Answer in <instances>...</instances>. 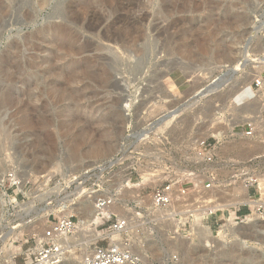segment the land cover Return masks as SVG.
<instances>
[{
  "label": "rangeland",
  "instance_id": "obj_1",
  "mask_svg": "<svg viewBox=\"0 0 264 264\" xmlns=\"http://www.w3.org/2000/svg\"><path fill=\"white\" fill-rule=\"evenodd\" d=\"M87 1L0 0V264H25L29 237L49 215L64 214L50 194L58 181L93 169L85 184L91 186L102 175L97 166L123 144L136 152L139 167L131 174L136 187L122 191L113 211L118 217L132 211L127 203L138 192L186 182L199 139L224 132L223 180L228 158L264 154V133L256 139L231 133L248 103L257 102L251 83L264 69V0H109L106 12L98 8L106 0ZM112 32L137 40L110 42L105 35ZM242 140L247 144L236 147ZM52 165L60 167L52 176L39 172ZM226 185L215 191L220 201L233 189ZM93 201L82 197L69 212ZM253 223L216 241L132 237L141 264H264V221ZM10 228L16 233L7 237ZM84 250L73 249L66 264H79Z\"/></svg>",
  "mask_w": 264,
  "mask_h": 264
},
{
  "label": "built area",
  "instance_id": "obj_2",
  "mask_svg": "<svg viewBox=\"0 0 264 264\" xmlns=\"http://www.w3.org/2000/svg\"><path fill=\"white\" fill-rule=\"evenodd\" d=\"M251 89L257 98L264 101V69L253 79ZM247 106L254 105L248 103ZM235 127H242L241 133H236ZM235 127L231 131L232 136L256 139L263 134L264 106L260 121L250 114L241 125ZM221 141L219 137L212 141L208 138L199 139L193 144L195 169L184 172L186 182L157 183L148 194L138 192L127 203L132 211L119 217L113 211L122 201V191L135 186L131 174L139 167L136 152L130 149L129 144H123L111 160L97 166L102 175L91 186L85 184L93 169L58 181L50 194L53 200L61 204L60 212L76 205L82 197L94 201L90 208L84 210L79 209L67 215H49L44 229L33 233L28 239L34 244L28 251L25 264H64L72 250L79 251L80 247H85V250L79 264H141L142 255L137 251L138 244L133 241V234L146 242L159 234L172 238L195 236V228L199 225L213 229V225L223 227L228 223L239 226L256 219L264 221V154L244 159L228 158L225 160L228 176L223 180L218 168ZM127 162L131 163L126 166ZM201 165L204 168L199 170L198 166ZM45 177L43 175L36 180L42 183ZM201 177L204 178L201 180ZM46 180L50 181L51 178L47 177ZM14 184H19V181ZM224 184L233 188L227 196L235 201L230 209L219 211L223 201H220L215 191L225 187ZM247 198L254 203L247 202ZM92 210L96 212L95 220L88 226L83 225V220ZM218 213L226 215L218 220L214 218ZM107 220H111V223H107ZM208 221L214 224H206ZM107 224V228L101 229ZM4 226L1 224L0 228ZM80 234L82 237L77 238ZM90 236L94 239L86 245ZM173 259L176 260L177 256H173Z\"/></svg>",
  "mask_w": 264,
  "mask_h": 264
},
{
  "label": "bare ground",
  "instance_id": "obj_3",
  "mask_svg": "<svg viewBox=\"0 0 264 264\" xmlns=\"http://www.w3.org/2000/svg\"><path fill=\"white\" fill-rule=\"evenodd\" d=\"M83 1H87V0H83ZM102 1H104V0H102ZM114 1V0H113ZM88 2V1H87ZM90 2V1H89ZM88 2V3H89ZM109 0L107 1L106 0V2H102V4L101 5H99L100 7H98V8H100V9H102V10H104L105 12L106 11H109L108 10V8H110L109 6H111V2H110V5H109ZM85 3V2H84ZM87 3V4H88ZM93 3V2H92ZM109 5V6H108ZM84 7V6H83ZM83 7H81V8H83ZM87 7V6H86ZM90 8V7H89ZM97 8V7H96ZM99 9V10H100ZM111 9V8H110ZM115 9V8H114ZM82 10V9H81ZM86 10V9H85ZM90 10V9H89ZM101 10V11H102ZM130 10V9H129ZM73 11V10H72ZM94 11H95V9H94ZM110 11H112V10H110ZM115 12H116V10H114ZM147 11V10H146ZM83 12V11H82ZM86 12V11H85ZM90 12V11H89ZM118 12V11H117ZM120 12V11H119ZM129 12V11H128ZM73 13V12H72ZM78 13V12H77ZM84 13V12H83ZM94 13V12H93ZM102 13V12H101ZM104 13V12H103ZM110 14H111V12H109ZM114 13V12H113ZM141 13V12H140ZM115 14V13H114ZM117 14V13H116ZM95 15V14H94ZM112 15V14H111ZM110 15V16H111ZM117 16V15H116ZM72 17V16H71ZM79 17V16H78ZM106 18V17H105ZM118 18V17H117ZM141 18V17H140ZM74 21V20H73ZM75 22V21H74ZM73 23V22H72ZM75 24V23H74ZM82 25V24H81ZM105 27V26H104ZM85 28V27H84ZM68 29H70V28H68ZM111 29V28H110ZM127 30V29H126ZM92 31V30H91ZM130 31V30H129ZM70 32V31H69ZM114 32V31H113ZM109 33V34H107V35H105V39L106 40H109L110 42L111 41H114L115 43L117 42V43H119V42H123V43H125V44H127V43H130V42H133V41H135V40H137L136 38L134 39V35L132 36L130 33H127V35L125 36V35H120V34H118V33ZM128 32V31H127ZM132 32V31H131ZM106 33H108V32H106ZM104 34V33H103ZM134 34V33H133ZM102 37H104V36H102ZM138 38V37H137ZM104 39V38H103ZM105 41V40H104ZM243 52H245V51H243ZM242 52V53H243ZM245 53H247V51L245 52ZM244 55V54H243ZM245 55H247V54H245ZM243 64V63H242ZM236 65V64H235ZM236 68H237V66H236ZM256 77V76H255ZM221 80V79H220ZM223 82H221V83H217V85H218V87H220L221 86V84H222ZM255 101H257L256 102V104L254 105V106H252L251 108H249V109H247V110H245L244 111V114L242 115V116H240V118H239V120H237L238 121V123L239 122H243V121H245L246 119H247V117H249L250 116V114H253L257 119H258V121H260V117H261V112H262V108H263V106H264V101L260 98V97H258ZM130 106V102H127L126 104H125V107H129ZM179 109V108H178ZM177 111L178 110H175V111H172V112H169V114L167 115V119H168V121L167 122H169V121H171V120H173L175 117H176V114H177ZM145 130V129H144ZM149 131V130H148ZM148 133V132H147ZM151 133H152V131H151ZM145 134V133H144ZM223 134H224V132L223 131H219L218 133H217V135H218V137L219 138H222V136H223ZM148 136V135H147ZM249 144H250V142H248ZM235 144V143H234ZM245 144H247V141H240L239 143H237L235 146L236 147H239V146H242V145H245ZM243 147V146H242ZM245 147V146H244ZM247 147V146H246ZM94 150H93V153L95 152V154L96 153H98L99 151H100V148H93ZM247 150H249V149H247ZM57 168V167H56ZM59 169H60V167H59ZM58 168L57 169H55V166L54 165H52V166H50V167H46V168H44V169H42V170H40L39 172H48V176L50 175V176H52V172L54 171V170H59ZM72 171H74V170H72ZM24 183V182H23ZM263 185H264V183H263ZM133 187H136V186H133ZM263 192H264V188H263ZM1 194V193H0ZM226 194V197H227V200L225 201V198H224V200H223V203L220 205L221 207H220V210L219 211H223V210H228V209H230V207H231V204L235 201L233 198H230V197H228L227 196V193H225ZM4 196H5V194H3L2 196H1V199H2V204L3 205H5V198H4ZM263 197H264V194H263ZM229 198V199H228ZM246 201L247 202H249L250 204H253L254 202L253 201H251V200H248V198L246 199ZM92 204V203H91ZM86 206H87V204L86 203H84V204H80L79 205V207H75L74 209H72V211H77V210H79V209H85L86 208ZM88 207V206H87ZM73 208V207H72ZM216 208H218V207H216ZM64 214L63 215H67V214H70V212H69V209H65V212H63ZM5 217V216H4ZM95 217H96V212L94 211V210H92L91 212H90V214L83 220V225H85V226H88L89 224H91V222L93 221V220H95ZM258 220V219H257ZM4 221V218L2 217V214L0 215V224H2V222ZM259 222V221H258ZM257 223V222H256ZM253 224H255V220H254V223ZM18 226H20V225H18ZM242 226V225H241ZM241 226H233V225H231V224H228V223H226L222 228V230H220V231H218V232H215V231H213V229H210L209 227H207V226H203V225H199L197 228H195V236H197V237H201V238H203V239H213L214 241H216L217 240V235H218V237H226V234H229V232H231V233H234V232H240V231H242V228H241ZM243 226H245V225H243ZM242 226V227H243ZM11 229V228H10ZM26 231V230H25ZM15 230L14 229H11V231H9V232H7V234L5 233L4 235L5 236H12V235H15ZM2 236H3V234H2ZM0 238H1V236H0ZM10 238V237H9ZM182 238V237H181ZM6 239H8V238H5V240ZM94 239V237L92 236V238H89L88 240H87V242H86V245L87 244H89V242L91 241V240H93ZM224 239V238H223ZM218 240H219V238H218ZM221 241V240H220ZM146 258V257H145ZM67 263V261L64 263V264H66Z\"/></svg>",
  "mask_w": 264,
  "mask_h": 264
}]
</instances>
